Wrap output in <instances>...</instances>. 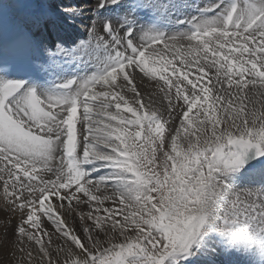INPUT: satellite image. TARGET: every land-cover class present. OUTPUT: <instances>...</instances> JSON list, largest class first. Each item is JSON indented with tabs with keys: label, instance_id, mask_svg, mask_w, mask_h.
I'll return each mask as SVG.
<instances>
[{
	"label": "snow or ice",
	"instance_id": "snow-or-ice-1",
	"mask_svg": "<svg viewBox=\"0 0 264 264\" xmlns=\"http://www.w3.org/2000/svg\"><path fill=\"white\" fill-rule=\"evenodd\" d=\"M0 201V264H264V0L0 2Z\"/></svg>",
	"mask_w": 264,
	"mask_h": 264
},
{
	"label": "bare ground",
	"instance_id": "bare-ground-1",
	"mask_svg": "<svg viewBox=\"0 0 264 264\" xmlns=\"http://www.w3.org/2000/svg\"><path fill=\"white\" fill-rule=\"evenodd\" d=\"M0 2H3V0H0ZM198 2V0H197ZM139 83V81H138ZM145 89H151V86L145 82L143 85H141V91L144 92ZM11 215V213L7 212V209L5 208L4 204L2 201H0V223L4 222L9 216Z\"/></svg>",
	"mask_w": 264,
	"mask_h": 264
}]
</instances>
